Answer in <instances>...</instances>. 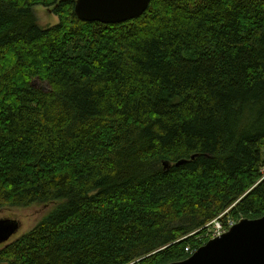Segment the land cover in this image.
<instances>
[{
	"label": "trees",
	"instance_id": "1",
	"mask_svg": "<svg viewBox=\"0 0 264 264\" xmlns=\"http://www.w3.org/2000/svg\"><path fill=\"white\" fill-rule=\"evenodd\" d=\"M77 1L0 0V210L59 204L0 264H172L264 217V0Z\"/></svg>",
	"mask_w": 264,
	"mask_h": 264
},
{
	"label": "water",
	"instance_id": "2",
	"mask_svg": "<svg viewBox=\"0 0 264 264\" xmlns=\"http://www.w3.org/2000/svg\"><path fill=\"white\" fill-rule=\"evenodd\" d=\"M151 1L139 0L126 10L119 0H91L87 10L83 0H78L75 13L82 21L119 24L140 17ZM20 226L19 221L0 219V246L18 234ZM172 264H264V217L239 221L221 237L209 240L188 259Z\"/></svg>",
	"mask_w": 264,
	"mask_h": 264
},
{
	"label": "rangeland",
	"instance_id": "3",
	"mask_svg": "<svg viewBox=\"0 0 264 264\" xmlns=\"http://www.w3.org/2000/svg\"><path fill=\"white\" fill-rule=\"evenodd\" d=\"M34 10H35V14L38 18L39 27L49 28V27H53L59 23L58 17L55 14H53V12L51 10H48V9L43 8L41 6L35 7ZM58 205H59L58 203L52 202V203H46V204H35V205L29 206V207H5V208L0 210V219L9 218V219H13L15 221L20 222L21 226H20L19 232H18V234H16L12 238V241H15L18 238H20L21 236H23L24 234H26V233L30 232L32 229H34L44 218H46L51 212H53V210ZM221 219H222V216L219 219L215 220V223H221L222 224ZM212 223L210 225H212ZM210 225H208V226H210ZM222 225H224V224H222ZM208 226H207V228H208ZM211 227H209V228H211ZM230 227H231L230 225H229V229L227 227H225L226 233L231 229ZM209 230L212 231L213 229H209ZM211 231H209L207 233V236H209V234H212ZM209 240H212V239L210 238ZM7 244H10V241ZM199 249H197V250H199ZM196 251L191 252V256ZM188 252H189V250H188Z\"/></svg>",
	"mask_w": 264,
	"mask_h": 264
},
{
	"label": "built area",
	"instance_id": "4",
	"mask_svg": "<svg viewBox=\"0 0 264 264\" xmlns=\"http://www.w3.org/2000/svg\"><path fill=\"white\" fill-rule=\"evenodd\" d=\"M228 224L231 226L230 228L234 227L237 223L233 222V221H229ZM222 225L221 223H215V221L212 223V225L208 226V232L211 231L209 229H213L211 231L212 234H209V237H211V239H215V238H219L222 235H224L226 233V229L225 227H227L229 229V225ZM212 226V227H211ZM211 227V228H209Z\"/></svg>",
	"mask_w": 264,
	"mask_h": 264
},
{
	"label": "snow or ice",
	"instance_id": "5",
	"mask_svg": "<svg viewBox=\"0 0 264 264\" xmlns=\"http://www.w3.org/2000/svg\"><path fill=\"white\" fill-rule=\"evenodd\" d=\"M120 4L126 9L130 10L133 6H135L139 0H119ZM91 0H83V6L89 10V5Z\"/></svg>",
	"mask_w": 264,
	"mask_h": 264
}]
</instances>
